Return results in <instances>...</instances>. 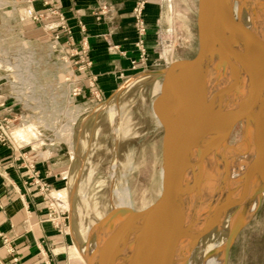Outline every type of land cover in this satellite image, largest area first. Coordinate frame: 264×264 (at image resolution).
<instances>
[{"label":"rangeland","instance_id":"1","mask_svg":"<svg viewBox=\"0 0 264 264\" xmlns=\"http://www.w3.org/2000/svg\"><path fill=\"white\" fill-rule=\"evenodd\" d=\"M169 4L175 54L190 59L198 51V0ZM29 9L44 12V19L30 17ZM60 24L39 0H0V148L12 162L7 163L23 172L29 188L47 202L45 224L67 236V246L43 247L39 255L55 256V264H86L80 252L112 208L124 203L141 209L160 194L163 129L153 101L157 72L166 66L149 68L145 38L146 60L135 69L131 65L134 73L122 74L119 85L103 94L95 76H87L91 67L76 70L64 60L68 49L62 47L66 39ZM56 35L64 42L60 46H54ZM72 47L79 48L74 38ZM242 135L237 125L229 143H238ZM48 161L59 167L42 175L37 164ZM3 169L0 178L5 182ZM0 237V264H22L18 249ZM204 251L203 241L190 264H202ZM3 254L12 256L10 263L3 261ZM228 264H264V200L238 233Z\"/></svg>","mask_w":264,"mask_h":264},{"label":"water","instance_id":"2","mask_svg":"<svg viewBox=\"0 0 264 264\" xmlns=\"http://www.w3.org/2000/svg\"><path fill=\"white\" fill-rule=\"evenodd\" d=\"M198 51L158 71L154 113L163 129L162 188L141 209L114 207L93 233L88 264H190L204 239L227 232L224 264L238 233L264 200V0H198ZM185 77L193 102L168 111L172 87ZM241 140L230 144L237 125ZM260 156L206 204L199 171L224 153ZM258 201L253 208L255 201Z\"/></svg>","mask_w":264,"mask_h":264},{"label":"crops","instance_id":"3","mask_svg":"<svg viewBox=\"0 0 264 264\" xmlns=\"http://www.w3.org/2000/svg\"><path fill=\"white\" fill-rule=\"evenodd\" d=\"M138 1L56 0L66 24L72 29L75 44L80 48L82 43H87L92 61L87 76H95L96 85L103 94L110 93L119 85L122 74L130 76L134 73L131 70L132 61L139 59V53L135 47L138 33L132 10ZM145 1L148 66L160 69L181 59L175 54L176 43H172L176 40V34L172 37L171 26L167 22L170 0ZM103 6L107 7V11L98 16ZM168 42L172 44L168 45ZM58 70L54 72L60 73ZM5 151L0 148V167L3 166L5 170L2 171L8 178L5 182L0 178V234L6 236L21 253L19 258L22 264H35L38 259L41 264H55L56 257L40 256V249L63 248L68 244L67 236H62L45 224L43 220L47 213V202L32 187L29 188L23 172H17L14 165L7 163L11 161L5 158ZM71 154L68 156L69 164ZM37 165L42 175L46 169L52 171L59 167L50 161ZM60 179L62 182L66 179L63 172L60 173ZM2 240L0 237V242ZM2 257L5 263L12 260V256L7 254Z\"/></svg>","mask_w":264,"mask_h":264},{"label":"bare ground","instance_id":"4","mask_svg":"<svg viewBox=\"0 0 264 264\" xmlns=\"http://www.w3.org/2000/svg\"><path fill=\"white\" fill-rule=\"evenodd\" d=\"M169 99L168 111L174 116L179 115L180 112L184 111L193 102L189 82H187L185 77L176 82ZM245 127L243 124L242 129L245 130ZM260 153L254 148L250 150L244 149L241 156H238L235 152L224 153L220 157L208 161L200 169L197 182V190L202 201L209 204L218 198L219 194L224 192L230 185H233L248 170V167L260 156ZM257 203L258 201L256 200L252 207L254 208ZM124 205V203H121L120 206L116 207H124ZM226 236L227 232H224L204 239L205 251L202 257V264H224V242ZM93 250V238L85 244L82 253L79 250L80 254H83L82 257L86 261V264H88V257L92 254Z\"/></svg>","mask_w":264,"mask_h":264},{"label":"built area","instance_id":"5","mask_svg":"<svg viewBox=\"0 0 264 264\" xmlns=\"http://www.w3.org/2000/svg\"><path fill=\"white\" fill-rule=\"evenodd\" d=\"M41 5L45 6L49 15L56 17L59 21L60 28L62 29L63 35L65 37V44L62 47L67 46L68 52L64 60H68V63H72L76 70L85 71L92 66V61L89 57V47L87 43H83L81 48H74L73 46V32L71 28L65 23L63 14L61 13L60 7L56 4V0H39ZM146 8V1H138L133 8V18L135 22L136 31L138 33V40L136 42V47L139 52V60L132 61V68L135 69L138 63L144 62L146 60V50H145V35H146V22L144 19V10ZM107 11V7L103 6L98 11V16L104 15ZM28 15L34 17L35 19H44L45 14L43 13H34L32 9L28 10ZM60 35V34H58ZM56 35L54 39V46H60L64 42H61L59 36ZM61 47V48H62ZM65 49V48H62Z\"/></svg>","mask_w":264,"mask_h":264}]
</instances>
